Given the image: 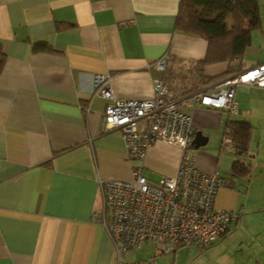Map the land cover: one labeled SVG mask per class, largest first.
Wrapping results in <instances>:
<instances>
[{
  "label": "crops",
  "instance_id": "0c3cea01",
  "mask_svg": "<svg viewBox=\"0 0 264 264\" xmlns=\"http://www.w3.org/2000/svg\"><path fill=\"white\" fill-rule=\"evenodd\" d=\"M179 2L0 0V264H127V252H177L156 254L144 244L118 256L102 224V181L131 178L141 160L127 156L120 130L102 129L107 101L94 93L93 76L110 74L118 99L152 98L157 79L185 91L208 41L176 28ZM258 9L259 25L242 56L208 63L206 77L264 62V0ZM38 43L48 50H34ZM163 56L166 65L159 69ZM164 70L178 75L167 79ZM234 99L233 114L192 108L194 128L207 139L191 153L206 172L231 175L232 143L221 146L226 123L250 125L242 158L249 171L231 175L232 184L216 192V206L236 213L226 233L207 245L224 255L196 264H264V86L238 84ZM179 158L177 147L155 141L142 174L150 180L172 176Z\"/></svg>",
  "mask_w": 264,
  "mask_h": 264
},
{
  "label": "built area",
  "instance_id": "2783aa9c",
  "mask_svg": "<svg viewBox=\"0 0 264 264\" xmlns=\"http://www.w3.org/2000/svg\"><path fill=\"white\" fill-rule=\"evenodd\" d=\"M166 59H159L157 68L164 69ZM111 77L108 73L93 76L94 93L107 101L102 129L120 130L127 156L141 160L132 168L131 178H110L101 184L107 209L102 224L116 253L120 256L146 243L156 254L186 245L212 244L226 233L236 216L232 210L215 204L218 188L230 186L233 181L232 176L224 178L197 167L190 151L195 132L192 108L197 104L236 113V85L264 86V62L182 94L172 92L162 79H157L150 99L116 98ZM230 140L223 136L221 146ZM155 141L177 147L180 158L174 175L150 180L142 174V160Z\"/></svg>",
  "mask_w": 264,
  "mask_h": 264
},
{
  "label": "trees",
  "instance_id": "16d2710c",
  "mask_svg": "<svg viewBox=\"0 0 264 264\" xmlns=\"http://www.w3.org/2000/svg\"><path fill=\"white\" fill-rule=\"evenodd\" d=\"M258 25V0H180L176 28L204 37L208 41V48L205 58L194 66L193 81L186 85L187 89L185 87L186 90L181 93L171 91L182 94L215 80L218 76L204 75L205 65L241 57L250 43L251 29ZM33 49L48 50L43 43L36 44ZM2 61L3 54L0 52V69ZM164 71L167 79L178 75L171 70ZM182 77L189 80L191 75L183 74ZM249 134L250 125L245 121L229 120L226 123L223 136H229L231 139L235 155L231 175L234 177L249 171V165L242 161L243 156L247 154Z\"/></svg>",
  "mask_w": 264,
  "mask_h": 264
},
{
  "label": "rangeland",
  "instance_id": "374dc122",
  "mask_svg": "<svg viewBox=\"0 0 264 264\" xmlns=\"http://www.w3.org/2000/svg\"><path fill=\"white\" fill-rule=\"evenodd\" d=\"M190 151H194V150H190ZM221 154H225L224 150L222 151ZM222 155V156H223ZM221 175V174H220ZM224 178H229L230 172H228L227 174L221 175ZM147 248H150L151 250L154 249L152 248L151 245H149L148 243L145 244ZM217 246V245H216ZM211 246H207V247H200L197 245H186V246H181L178 248L177 252L175 254L171 253L165 256H158L153 254L151 251L149 253L148 256H144V254L141 251H136L138 254L134 255V252L132 251V253L127 252L125 255V260L128 261L127 264H131L132 259H134L135 261H138L139 256L142 257L141 261L139 264H162L163 263V259L166 258V264H196V262L200 261V260H205L207 258V256H209L212 260L213 259H218L220 258L222 255H224L222 253V250L218 247V249H211ZM210 250V252L208 251ZM155 253V252H154ZM205 253V254H204ZM134 255V257H133ZM161 257V258H160ZM173 258L175 259L174 262Z\"/></svg>",
  "mask_w": 264,
  "mask_h": 264
},
{
  "label": "water",
  "instance_id": "95a60500",
  "mask_svg": "<svg viewBox=\"0 0 264 264\" xmlns=\"http://www.w3.org/2000/svg\"><path fill=\"white\" fill-rule=\"evenodd\" d=\"M207 136L203 135L200 130H195L193 138L191 140V149H197L198 147L206 143Z\"/></svg>",
  "mask_w": 264,
  "mask_h": 264
}]
</instances>
